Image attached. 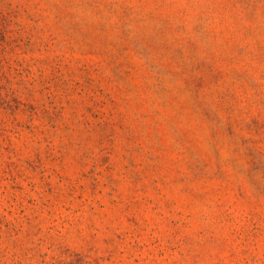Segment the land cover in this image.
Here are the masks:
<instances>
[{
    "label": "rangeland",
    "instance_id": "374dc122",
    "mask_svg": "<svg viewBox=\"0 0 264 264\" xmlns=\"http://www.w3.org/2000/svg\"><path fill=\"white\" fill-rule=\"evenodd\" d=\"M0 264H264V0H0Z\"/></svg>",
    "mask_w": 264,
    "mask_h": 264
}]
</instances>
